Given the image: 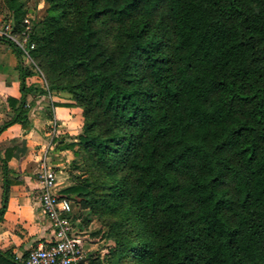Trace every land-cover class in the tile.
<instances>
[{"label":"trees","instance_id":"1","mask_svg":"<svg viewBox=\"0 0 264 264\" xmlns=\"http://www.w3.org/2000/svg\"><path fill=\"white\" fill-rule=\"evenodd\" d=\"M0 5L20 32L27 0ZM30 24L46 91L82 115L56 140L61 198L113 241L79 264H264V0H44ZM0 42L20 93L1 132L27 124L37 74Z\"/></svg>","mask_w":264,"mask_h":264},{"label":"crops","instance_id":"2","mask_svg":"<svg viewBox=\"0 0 264 264\" xmlns=\"http://www.w3.org/2000/svg\"><path fill=\"white\" fill-rule=\"evenodd\" d=\"M15 65L9 47L0 42V126L14 115L7 97L20 95ZM26 82L36 89L26 97L27 124L22 126L15 122L0 132L1 153L7 151L9 154L8 172L4 176L0 167V252L8 253L13 264H25L30 249L53 238L49 220L37 198L43 167L49 166L55 172V191L61 197V190L72 184L66 170L72 153L69 149L58 148L56 140L66 138L67 134H77L82 125L80 108L64 105L71 103L66 95L48 93L42 79L34 74L27 77ZM53 122L56 133L49 146ZM5 187L6 201L3 200ZM78 213V208L72 205L70 215L75 224L74 233L81 239L84 256L92 251L104 253L113 241L96 234L98 223L95 219L85 221Z\"/></svg>","mask_w":264,"mask_h":264},{"label":"built area","instance_id":"3","mask_svg":"<svg viewBox=\"0 0 264 264\" xmlns=\"http://www.w3.org/2000/svg\"><path fill=\"white\" fill-rule=\"evenodd\" d=\"M28 14V13H27ZM24 19L25 27L15 31L11 22L0 23V37L11 39L30 59L26 47L31 31L28 15ZM30 48L33 44H30ZM55 122L51 124L49 146L55 135ZM46 157V150L44 152ZM56 174L51 167L44 165L38 202L49 220L53 238L47 243H40L30 249L25 256V264H79L85 258L81 248V239L74 233L75 224L71 218L72 204L66 198H61L55 191Z\"/></svg>","mask_w":264,"mask_h":264},{"label":"rangeland","instance_id":"4","mask_svg":"<svg viewBox=\"0 0 264 264\" xmlns=\"http://www.w3.org/2000/svg\"><path fill=\"white\" fill-rule=\"evenodd\" d=\"M27 6L29 7V11L27 12L28 13L27 15H28V17H29V19L31 21L32 19L40 17L43 14L44 0H27ZM2 21H6V20H3L2 19V15L0 14V23ZM23 61L28 66L31 65L30 68H32V70L38 75V77L42 79L43 84H44V86L46 88V84H45V81H44L43 74L37 69V67L34 66V64L32 62V59L23 57ZM32 64H33V66H32Z\"/></svg>","mask_w":264,"mask_h":264},{"label":"water","instance_id":"5","mask_svg":"<svg viewBox=\"0 0 264 264\" xmlns=\"http://www.w3.org/2000/svg\"><path fill=\"white\" fill-rule=\"evenodd\" d=\"M72 197H73V196H72ZM83 261H84V259L81 260V262H83Z\"/></svg>","mask_w":264,"mask_h":264}]
</instances>
